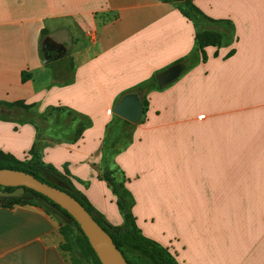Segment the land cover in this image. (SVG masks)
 <instances>
[{
	"label": "crops",
	"instance_id": "1",
	"mask_svg": "<svg viewBox=\"0 0 264 264\" xmlns=\"http://www.w3.org/2000/svg\"><path fill=\"white\" fill-rule=\"evenodd\" d=\"M194 4L230 21L232 41L206 46L204 59L198 53L175 81L147 92V108L114 163L145 236L162 246L179 237L193 264H264V0ZM194 35L193 22L165 0H0V101L39 113L66 107L87 118L73 140L78 121L68 137L43 132L41 159L113 226L123 217L99 176L108 129L124 120L113 106L188 56ZM46 39L60 46L55 55L44 51ZM22 71L30 78L22 81ZM36 137L34 124L0 113L1 152L23 160ZM14 197L0 194V264H73L60 247L59 211Z\"/></svg>",
	"mask_w": 264,
	"mask_h": 264
},
{
	"label": "trees",
	"instance_id": "2",
	"mask_svg": "<svg viewBox=\"0 0 264 264\" xmlns=\"http://www.w3.org/2000/svg\"><path fill=\"white\" fill-rule=\"evenodd\" d=\"M165 1L172 3L176 8H178L193 22L195 28L194 46L191 53L188 56L176 61L172 65L181 64L184 69H188L195 63L194 57L198 53H200L202 59H204V48L206 46H221L232 41L234 36V28L230 21L208 17L194 4V0ZM46 34L47 33L45 31H42L41 41L44 40ZM185 62H188L186 67ZM156 74L152 75L149 79L137 84L127 91L137 92L141 97L142 114L147 108V92L152 89L159 88L155 82ZM28 78H30V73L22 71V81H25ZM0 107L18 110L22 114L30 115V118H19L18 121L30 122L35 125L37 130V137L31 149L29 150V156L23 160H19L10 154L0 151V168L22 170L33 175L37 179L48 183L49 185L56 186L57 188L66 191L71 196L76 198L95 219V221L111 236L113 242L124 255L128 264L131 263L122 250L123 245L145 250L152 257L155 264H178L164 246L145 236L138 227L136 218L133 214V195L126 186V177L123 171H121L114 163L115 156L131 141L135 124L125 119L122 120V123L130 126V132L128 134L127 140L121 146L117 147V149L110 150L109 152L107 145L113 142L112 138H109L108 133V135L105 137L102 147V161L99 167V176L109 184L113 193L116 195L117 206L123 217V223L121 225L113 226L109 224L104 219L103 215L91 205L84 194L74 187L71 180L65 174L59 172L52 165L44 163L41 159L40 151L44 143L42 142L40 136L43 132L50 131L49 133L52 135L68 137L67 131L70 129L69 124L71 122L78 121L80 122V127H78V129L75 128V132L71 137L73 140L80 134L83 126L89 124L87 118L84 117V115L66 107H48L43 113H39L36 111L35 105L25 104L22 101H0ZM62 120H64V122ZM41 126H46L47 128H41ZM61 131L62 133L60 134ZM52 179H55L57 182L53 181ZM17 189H22L26 193L14 197L12 199L13 202L21 204L38 203L33 201V198L37 196L49 202L70 219V222L62 223L60 225V233L64 238V241L61 243L60 247L69 255L73 264H82L81 260L91 262V264H101L79 224L73 217H71V215L67 213L65 209L61 208L48 197L27 187L0 186V190L5 193H12Z\"/></svg>",
	"mask_w": 264,
	"mask_h": 264
},
{
	"label": "water",
	"instance_id": "3",
	"mask_svg": "<svg viewBox=\"0 0 264 264\" xmlns=\"http://www.w3.org/2000/svg\"><path fill=\"white\" fill-rule=\"evenodd\" d=\"M46 46L60 47L58 44L44 41ZM51 58L44 59L45 62ZM183 71L181 64H174L155 75V82L162 88L175 81ZM114 114L135 124L141 120V97L137 92H127L113 106ZM0 186H24L32 189L65 209L79 224L89 244L101 264H128L124 255L117 248L111 236L95 221L84 206L73 196L56 186L49 185L22 170L0 168Z\"/></svg>",
	"mask_w": 264,
	"mask_h": 264
},
{
	"label": "rangeland",
	"instance_id": "4",
	"mask_svg": "<svg viewBox=\"0 0 264 264\" xmlns=\"http://www.w3.org/2000/svg\"><path fill=\"white\" fill-rule=\"evenodd\" d=\"M0 113L5 114V115H9L11 117L14 118H30V115L28 114H22L20 111L18 110H12V109H7L5 107H1L0 109ZM64 122V120H62ZM41 124V123H40ZM136 124V123H135ZM41 128H47L46 126ZM134 131V128H133ZM75 132V128L70 130V134L73 135ZM130 132V126L125 125L124 123H115L113 126H110V128L108 129V133H109V138H112V142L107 145V149L110 152V150H115L117 149V147L121 146L128 137V134ZM203 161L201 163V187H206L207 186V181H208V177L207 175L204 174V172L207 173V170H205L203 168ZM120 169V168H119ZM121 170V169H120ZM122 171V170H121ZM186 180H188V177H185ZM53 181L57 182L55 179H52ZM192 180V179H191ZM4 192L2 190H0V194H3ZM13 193H15V196H20L22 194H25L26 192L22 189H17L15 190ZM201 193H204V191H201ZM205 194V193H204ZM34 202H38L41 203L43 205H46L47 207H49L50 209H55L57 211H59L62 219L61 222L62 223H68L70 222V219L63 214L60 210H58L56 207H54L53 205H51L49 202L35 196L33 198ZM231 209V207H230ZM229 208H224L222 209L223 213H225L226 211H228ZM199 213L202 216L203 215V211L202 208L199 209ZM202 225L200 223V229L202 228ZM179 237H173L170 239L168 245L164 246L168 252L174 257V259L177 261L178 264H193L191 261H189L186 257H183L184 255V251L186 249L185 246H182L181 248L178 247V241ZM122 250L125 254V256L127 257V259L130 261L131 264H155V262L153 261L152 257L143 249L137 248V247H132V246H128V245H123L122 246ZM82 264H91V262H87L84 260H81Z\"/></svg>",
	"mask_w": 264,
	"mask_h": 264
},
{
	"label": "flooded vegetation",
	"instance_id": "5",
	"mask_svg": "<svg viewBox=\"0 0 264 264\" xmlns=\"http://www.w3.org/2000/svg\"><path fill=\"white\" fill-rule=\"evenodd\" d=\"M44 51L48 54V55H55L58 51L56 48L51 47V46H46L44 45Z\"/></svg>",
	"mask_w": 264,
	"mask_h": 264
}]
</instances>
